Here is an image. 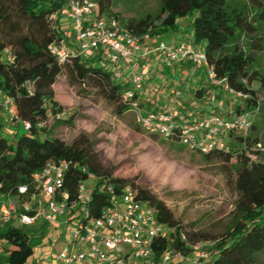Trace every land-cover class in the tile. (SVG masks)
Returning a JSON list of instances; mask_svg holds the SVG:
<instances>
[{
  "label": "trees",
  "instance_id": "16d2710c",
  "mask_svg": "<svg viewBox=\"0 0 264 264\" xmlns=\"http://www.w3.org/2000/svg\"><path fill=\"white\" fill-rule=\"evenodd\" d=\"M69 1L0 0V191L16 198L20 196V186L26 185L31 190L33 174L47 163L64 160L69 165L65 179L68 191L73 197L79 182L91 184L90 205L95 208L96 216L106 204L101 190L108 184L114 187L131 185L137 190L139 199L155 208L157 219L173 229L171 241L153 242L155 260H159L167 250L190 255L192 250L187 244L206 241L212 246L203 264H255L258 257L264 256V162L252 160L260 156L262 147L249 133L254 129V113L259 109L258 97L251 84L259 81L264 85V74L254 70L259 58L264 56V0H250L256 9L255 19L235 6L237 0H161L157 15L129 20L123 25L136 36L148 35L158 39L177 33L181 21L186 20L191 42L195 47L203 48L217 78L245 96L240 99L234 114L252 116L249 133L241 135L230 131L226 146L202 154L205 159L214 158L224 165L233 160L236 162L233 180L238 194L236 220L220 238L185 232L170 210L155 196L127 180L113 178L112 166L103 164L102 154L96 150L87 133H77L70 144L46 133L48 120L64 112L53 90L58 77L63 74L68 85L77 88L76 96H87L91 94L90 90L95 91L113 105L112 112L116 118H121L126 112L132 114L131 101H137L144 113L150 110L164 112L169 108L156 104L157 88L151 94L146 92L143 84L141 92H137L129 80L130 71H126L128 75L123 81L116 82L100 48L85 54L75 53L64 64H59L53 49L67 44L70 38L58 24ZM109 7L108 3L104 7L102 0L98 1L101 16ZM109 15L112 18L106 19L118 21L116 15ZM182 65H187L188 78L203 71L197 69L192 75V66L188 63ZM186 89L189 90L190 86ZM127 90L134 93L131 101L122 100ZM193 91L194 96L200 98L204 87L196 86ZM5 100H10L16 108L17 116L12 120L2 107ZM171 111L181 120L201 113L197 106L190 107L189 113L182 115L177 103ZM73 114L63 120L65 125L73 127ZM24 123L29 125L28 129ZM167 141L179 143L177 133ZM48 229L49 225L41 220L32 226L1 225V264H27L33 251L43 247L48 239ZM182 234L187 243L181 239ZM170 264L182 262L173 259Z\"/></svg>",
  "mask_w": 264,
  "mask_h": 264
},
{
  "label": "built area",
  "instance_id": "2783aa9c",
  "mask_svg": "<svg viewBox=\"0 0 264 264\" xmlns=\"http://www.w3.org/2000/svg\"><path fill=\"white\" fill-rule=\"evenodd\" d=\"M64 16L70 27V38L67 44L53 49L59 64H64L75 53L85 54L100 48L112 78L116 82L123 81L128 69L132 86L141 92L146 76L133 71L134 64L151 54L158 55L164 69L188 63L192 66V75L202 69L210 86L237 98H245L230 89L223 79L217 78L203 48L195 47L189 40L176 45L159 42L155 46H146L150 39L148 35L136 36L120 27L117 21H109L99 14L98 5L89 0H70ZM171 95L169 106L183 94L180 90H172ZM133 96L134 93L127 90L122 100L131 101ZM130 106L135 125L141 131L159 134L166 140L177 133L180 144L199 154L226 146L230 131L246 135L252 121V116L246 113L234 114L231 118L197 114L181 120L170 108L164 112L150 110L144 113L137 101H131ZM2 107L10 120L16 118V108L10 100H5ZM24 126L29 127L27 123ZM68 172L69 165L64 160L47 163L33 174L31 190L26 185L20 186V196L16 198L0 191V226L7 223L32 226L40 220L46 222L49 225L48 238H53L56 231L66 238L55 258L56 264H170L173 259L182 264H203L208 259L210 242L187 244L192 250L187 256L167 250L155 260L153 242L171 241L173 232L171 227L157 219L155 208L139 199L137 190L131 185L114 187L108 184L101 190L106 204L96 216L95 208L90 205L92 185L79 182L72 197L65 185ZM181 239L186 242L183 234ZM2 257L0 243V264Z\"/></svg>",
  "mask_w": 264,
  "mask_h": 264
},
{
  "label": "rangeland",
  "instance_id": "374dc122",
  "mask_svg": "<svg viewBox=\"0 0 264 264\" xmlns=\"http://www.w3.org/2000/svg\"><path fill=\"white\" fill-rule=\"evenodd\" d=\"M89 1L98 5L99 0ZM107 3L110 7L108 10L105 8L103 16L112 18L109 13L116 15L118 25L123 27L129 20L157 15L161 0H102L104 7ZM235 6L249 18H256V9L250 0H237ZM58 24L69 33L70 27L64 14ZM179 27L177 33H169L158 39L151 37L146 46H153L158 41L176 45L178 41L173 40L176 35L183 36L182 41H191L188 22L182 20ZM157 59L156 55L151 54L143 61L136 62L133 70L146 76V92L152 94V90L157 88V105L172 109L176 103L180 104L179 113L182 115L189 113L190 107L197 106L201 109L198 114L212 112L226 118L234 115L235 108L241 103L240 98L210 86L203 71L188 78L185 75L187 65H176L165 71ZM254 70L264 74V56L259 58ZM197 76L200 79L195 80ZM196 83L204 87L200 98L194 96ZM186 86H190L191 90L185 92ZM251 88L256 91L259 109L254 113V129L248 133L252 139L257 138L262 147L260 156L252 160L264 162V85L254 81ZM76 89L68 85L65 74L58 77L54 91L56 101L63 106L64 112L48 120L46 133L49 137L70 144L77 133H87L96 150L102 154L103 164L112 166V177L127 180L155 196L170 210L185 232L205 233L210 238L225 235L236 220L238 194L233 187L235 160L229 165L214 158L207 160L202 154L180 143L167 141L159 134L145 133L137 129L133 114L126 112L118 120L113 115V105L100 98L95 91L90 90V95L78 97L75 95ZM172 90H180L183 95L169 106ZM73 113V127L65 125L63 120ZM65 239L56 231L43 247L33 251L27 264H56L55 258L63 248ZM255 264H264V256L258 257Z\"/></svg>",
  "mask_w": 264,
  "mask_h": 264
},
{
  "label": "crops",
  "instance_id": "0c3cea01",
  "mask_svg": "<svg viewBox=\"0 0 264 264\" xmlns=\"http://www.w3.org/2000/svg\"><path fill=\"white\" fill-rule=\"evenodd\" d=\"M181 37H183V36H179V35H176V36H174V39L173 40H175V41H178V42H181L183 39L181 38ZM177 42V43H178ZM174 44V43H173ZM172 44V45H173ZM158 60V59H157ZM127 71H128V69H127ZM185 75L186 76H188L189 74H188V71H186V73H185ZM198 79H200V78H198V76L196 77V79L195 80H198ZM55 85V84H54ZM196 86H198V83H196ZM195 86V87H196ZM202 87V86H201ZM53 90H54V86H53ZM55 92V91H54ZM55 99H56V93H55ZM58 102V101H57ZM60 104V103H59ZM116 118V117H115ZM118 120L119 119H121V118H117Z\"/></svg>",
  "mask_w": 264,
  "mask_h": 264
}]
</instances>
